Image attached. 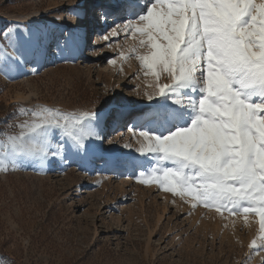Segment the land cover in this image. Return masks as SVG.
Returning <instances> with one entry per match:
<instances>
[{
  "label": "rangeland",
  "instance_id": "1",
  "mask_svg": "<svg viewBox=\"0 0 264 264\" xmlns=\"http://www.w3.org/2000/svg\"><path fill=\"white\" fill-rule=\"evenodd\" d=\"M113 2L0 0V31L10 24L46 26L50 35L43 62L37 63L36 52L16 72L0 73V131L28 118L19 108L43 104L98 110L104 137L91 141L86 159L69 150L66 160L44 169L33 164L0 171V264H243L249 256L250 264H264V250L250 247L259 235L258 216L245 222L203 205L193 208L191 198L137 181L138 170L154 161L139 155L126 129L145 102L137 93L151 91L154 78L144 76L134 57L117 55L122 49L129 55L134 39L112 47L97 39L116 17L89 26ZM65 29L87 34L82 54L63 47ZM0 43L12 51L8 40Z\"/></svg>",
  "mask_w": 264,
  "mask_h": 264
},
{
  "label": "snow or ice",
  "instance_id": "2",
  "mask_svg": "<svg viewBox=\"0 0 264 264\" xmlns=\"http://www.w3.org/2000/svg\"><path fill=\"white\" fill-rule=\"evenodd\" d=\"M108 7L96 13L104 23L116 17L100 35L104 46L134 39L129 55L123 49L117 55L134 57L154 78L151 91L137 93L145 102L126 129L139 155L154 161L138 170L137 181L191 198L193 208L245 222L258 216L250 247L264 250V0H114ZM0 38L12 49L0 43V73L7 75L42 52L50 35L46 26L10 24ZM62 41L68 52L82 54L88 37L65 29ZM19 114L28 118L0 131V171L44 169L66 160L69 150L86 159L91 141L104 140L98 110L39 104Z\"/></svg>",
  "mask_w": 264,
  "mask_h": 264
},
{
  "label": "bare ground",
  "instance_id": "3",
  "mask_svg": "<svg viewBox=\"0 0 264 264\" xmlns=\"http://www.w3.org/2000/svg\"><path fill=\"white\" fill-rule=\"evenodd\" d=\"M103 24H105L103 21H102ZM105 26V25H104ZM97 39L100 37L99 34L96 35ZM98 41V40H97ZM47 53H48V46L46 45L45 49L42 51V52H38L37 54V63H41L45 60L46 56H47ZM91 148V147H90ZM89 148V150H90ZM134 160L136 161H139V157L136 156V157H133Z\"/></svg>",
  "mask_w": 264,
  "mask_h": 264
}]
</instances>
